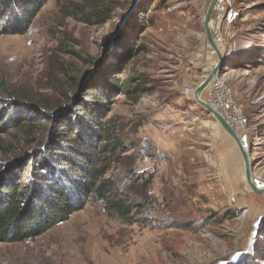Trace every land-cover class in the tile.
Listing matches in <instances>:
<instances>
[{
    "label": "rangeland",
    "instance_id": "rangeland-1",
    "mask_svg": "<svg viewBox=\"0 0 264 264\" xmlns=\"http://www.w3.org/2000/svg\"><path fill=\"white\" fill-rule=\"evenodd\" d=\"M60 1L50 0L25 35H0V80L39 94L52 58L73 63L82 77L94 71L89 58L105 55L101 65H111L133 46L118 78L133 80L142 96L115 98L111 117L131 150L112 174L123 187L151 180V204L129 226L93 202L37 239L1 244L0 264H264V195L247 185L234 140L183 95L187 86L198 88L194 79L204 66L217 63L204 28L212 0H120L100 27L63 18ZM232 1L239 19L227 30L220 75L243 106L252 174L264 185V0ZM124 39L127 45L115 43ZM61 45L63 53L56 51Z\"/></svg>",
    "mask_w": 264,
    "mask_h": 264
},
{
    "label": "trees",
    "instance_id": "trees-1",
    "mask_svg": "<svg viewBox=\"0 0 264 264\" xmlns=\"http://www.w3.org/2000/svg\"><path fill=\"white\" fill-rule=\"evenodd\" d=\"M49 1L0 0V35L28 33ZM120 4L61 0L59 10L65 19L100 27ZM140 20L129 27L131 34L145 19ZM124 41L115 43L124 46ZM63 45L56 51L67 50ZM134 54L130 46L106 66L101 65L104 60L89 58L86 63L94 71L85 80L73 63L52 58L47 87L39 94L15 90L0 80V245L37 239L93 202L129 226L138 224V213L149 211L151 180H133L123 187L112 174L131 150L121 125L111 117L115 98L125 95L138 102L142 96L133 80L126 84L118 78L127 71L120 63Z\"/></svg>",
    "mask_w": 264,
    "mask_h": 264
},
{
    "label": "built area",
    "instance_id": "built-area-1",
    "mask_svg": "<svg viewBox=\"0 0 264 264\" xmlns=\"http://www.w3.org/2000/svg\"><path fill=\"white\" fill-rule=\"evenodd\" d=\"M238 19L239 11L235 8L232 0H217L210 26L213 40L222 53L228 54L229 52V48H227V30ZM223 47L225 48L223 49ZM207 48L210 49L209 45ZM212 54L215 53L212 51ZM212 70L209 65L202 68L201 72L194 79L197 82L196 87H199L208 79ZM194 90L195 88L187 86L183 89V95L191 99V97H194ZM205 93V102L213 111L223 117L231 129L237 134L244 148L250 150L251 135L249 121L244 115L243 106L236 100L235 95L221 75L217 76L211 82Z\"/></svg>",
    "mask_w": 264,
    "mask_h": 264
},
{
    "label": "water",
    "instance_id": "water-1",
    "mask_svg": "<svg viewBox=\"0 0 264 264\" xmlns=\"http://www.w3.org/2000/svg\"><path fill=\"white\" fill-rule=\"evenodd\" d=\"M216 3H217V0H212V3L209 6V9L207 11V14L204 20V28H205L207 43L209 47L212 49V51L215 53L217 57V63L214 69L212 70V72L210 73L208 79L195 90L194 102L199 107H201L208 115H212L216 119L217 123L222 127V129L234 140V142L236 143L240 151V154L244 162L245 178H246L247 185L249 186V188L252 190L253 193L264 195V186L262 187L261 185H259V183L257 182V180L254 178L252 174L253 164L251 162V157L249 156L248 151L244 148L237 134L231 129V127L227 124V122L223 119V117L217 112L213 111V109H211V107L203 100V94L205 93L206 89L209 87L211 82L217 76L220 75L222 71V67L227 57V54L222 53L221 50L218 48V46L215 44L213 40L212 32H211L210 23H211V19L213 16ZM120 33H121V29H120V32L118 31L117 34H114L113 37H110V38H112L113 40ZM104 58H105V55L101 60H99V63H101ZM90 73H88V75H85L84 80L87 77H89Z\"/></svg>",
    "mask_w": 264,
    "mask_h": 264
},
{
    "label": "bare ground",
    "instance_id": "bare-ground-1",
    "mask_svg": "<svg viewBox=\"0 0 264 264\" xmlns=\"http://www.w3.org/2000/svg\"><path fill=\"white\" fill-rule=\"evenodd\" d=\"M225 47H223L224 49ZM259 183V185H261L262 187L264 186L263 183H261L259 180L257 181Z\"/></svg>",
    "mask_w": 264,
    "mask_h": 264
}]
</instances>
